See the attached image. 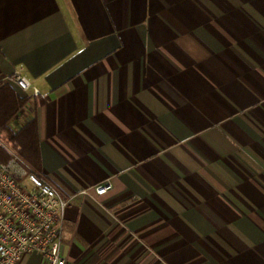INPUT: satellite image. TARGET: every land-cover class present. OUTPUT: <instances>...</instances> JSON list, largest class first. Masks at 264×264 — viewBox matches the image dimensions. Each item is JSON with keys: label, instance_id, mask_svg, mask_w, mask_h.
Segmentation results:
<instances>
[{"label": "crops", "instance_id": "obj_1", "mask_svg": "<svg viewBox=\"0 0 264 264\" xmlns=\"http://www.w3.org/2000/svg\"><path fill=\"white\" fill-rule=\"evenodd\" d=\"M1 88L68 264H264V0H0Z\"/></svg>", "mask_w": 264, "mask_h": 264}, {"label": "built area", "instance_id": "obj_2", "mask_svg": "<svg viewBox=\"0 0 264 264\" xmlns=\"http://www.w3.org/2000/svg\"><path fill=\"white\" fill-rule=\"evenodd\" d=\"M13 77L21 90H29L25 76L17 71ZM34 93L40 94L38 90ZM0 146L10 154L7 162H0V264H21L35 252L42 255L43 264H68L64 224L70 199L64 198L7 140L0 138ZM112 187L111 178H107L83 193L92 189L103 196Z\"/></svg>", "mask_w": 264, "mask_h": 264}, {"label": "trees", "instance_id": "obj_3", "mask_svg": "<svg viewBox=\"0 0 264 264\" xmlns=\"http://www.w3.org/2000/svg\"><path fill=\"white\" fill-rule=\"evenodd\" d=\"M28 100L19 96L9 88L0 89V135L5 133L9 142L17 153L28 163H34L37 156V136L34 118H31L22 128H14L11 119L18 112H22ZM17 129V130H15ZM10 159L8 151L0 146V162Z\"/></svg>", "mask_w": 264, "mask_h": 264}, {"label": "rangeland", "instance_id": "obj_4", "mask_svg": "<svg viewBox=\"0 0 264 264\" xmlns=\"http://www.w3.org/2000/svg\"><path fill=\"white\" fill-rule=\"evenodd\" d=\"M21 114H22V112L20 111L17 114H15V116L11 119L10 124L13 125L14 128H17L18 127L20 129V128H22L26 124V122H24V120H23V117L20 120ZM15 130H17V129H15ZM3 134L4 135H0V138L7 140L6 134L5 133H3Z\"/></svg>", "mask_w": 264, "mask_h": 264}]
</instances>
